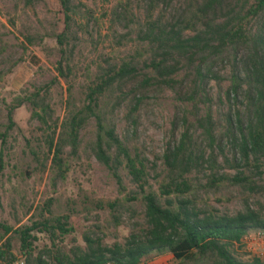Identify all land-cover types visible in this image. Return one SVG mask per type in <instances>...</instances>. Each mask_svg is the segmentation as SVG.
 <instances>
[{"label":"rangeland","instance_id":"1","mask_svg":"<svg viewBox=\"0 0 264 264\" xmlns=\"http://www.w3.org/2000/svg\"><path fill=\"white\" fill-rule=\"evenodd\" d=\"M75 2L83 6L73 27L77 45L69 54L72 71L64 78L57 66L65 57L55 37L65 27L61 0H0V246L11 239L15 259H26L21 251L19 229L45 218L67 216L68 233L58 230L53 235L37 229L33 232L35 255L48 249L52 255L59 252L72 256L73 252L86 250L87 236L106 248L123 246L132 233H140L145 227L143 194L124 164L118 168L120 185L113 171L93 152L98 130L94 117L81 129L77 155L71 153L69 146L65 147V177H56L48 140L54 132L58 138L62 123L86 103L88 87L97 82L101 67L106 68L107 62L120 63L132 55L145 59L138 55L143 52V45L136 39L147 9L144 1L133 0L132 22L126 19L119 23L112 22L113 14L126 0ZM217 70L222 81L218 84L212 80L208 88L219 134L224 131V115L230 101L225 95L229 70ZM178 78L183 90L152 88L137 93V97L143 95V102L135 111L131 108L135 105L134 92L139 89L137 81L129 82L122 90L114 89L100 103L105 124H114L130 152L145 158L149 171L145 188L154 190L162 202L166 197L160 185L168 175L164 164L166 149L180 139L184 116L194 122L193 113L203 114L205 109L203 103L197 108L187 99L194 77L183 69ZM38 88L53 109L47 123L32 115V106L27 102L14 107L18 98H25ZM196 132L199 134L200 130ZM203 146L207 147L208 142L203 141ZM214 152L218 157L216 176L222 177L212 184L209 164L201 171L188 173L191 190L185 197L203 212L234 215L250 207L264 213V174L251 175L261 189H248L232 179L238 174V169L233 168L232 142L224 138L215 145ZM110 153L114 155L115 150ZM240 170L246 175L255 172L248 168ZM261 170L264 171V164ZM1 225L12 231L4 235ZM233 250L240 260L259 257L264 262V251H252L245 238ZM44 258L50 259L47 253ZM147 264L180 263L167 253Z\"/></svg>","mask_w":264,"mask_h":264},{"label":"trees","instance_id":"2","mask_svg":"<svg viewBox=\"0 0 264 264\" xmlns=\"http://www.w3.org/2000/svg\"><path fill=\"white\" fill-rule=\"evenodd\" d=\"M142 1L147 9L136 39L143 45V52L138 55L145 56V59L142 61L132 55L120 63L112 65L107 62L106 68L101 67L97 82L88 87L86 103L68 116L58 138L54 132L48 144L53 152L56 177L63 178L66 172L65 147L69 146L71 153L77 155L81 129L88 119L94 117L98 130L93 152L113 171L120 185L122 179L118 168L124 164L132 182L143 194L145 227L140 233H132L123 246L106 248L87 236L86 250L73 252L72 256L59 252L52 255L48 249L35 255L34 231L39 229L53 235L58 230L62 234L68 233L67 216L45 218L17 232L20 233L26 264H101L110 259L118 264H147L167 253L180 264H264L259 257L240 260L233 250L249 232L264 231L263 212L250 207L234 215L203 212L185 197L191 190L186 179L188 173L201 171L209 164L212 184L222 177L216 176L218 157L214 151L215 145L224 138L232 142L235 150L233 168L238 169V174L232 177L233 181L251 190L261 189L251 175L262 177L264 174L261 170L264 164V0ZM132 3L133 0H126L116 7L112 22L126 19L132 22ZM82 6L75 0H61L65 27L55 37L65 57L57 66L58 73L64 78L72 71L69 54L77 45V33L73 27ZM218 67L229 70L225 95L230 101L224 115V131L219 134L208 88L212 80L218 84L222 81ZM183 69L195 80L190 86L188 101L197 108L203 103L205 109L203 114L193 113L194 122L184 116L180 139L166 149L164 164L168 175L166 182L160 185L161 193L166 197L162 202L154 190L145 188L149 175L145 158L130 152L117 135L114 124H105L100 103L114 89L122 90L129 82L137 81L139 89L134 92L135 105L131 108L135 111L143 102V95L137 97L139 92L145 93L152 88L179 87L183 90L178 78ZM41 91L38 88L25 98H18L14 107L27 102L32 106V115L47 123L53 116V109L47 98L41 96ZM203 141L208 142L207 147L203 146ZM111 149L115 150L114 155H111ZM242 168L255 169V172L246 175L240 170ZM1 227L4 235L12 231V228ZM11 249V239H7L0 246V264L15 260ZM45 253L50 259L44 258Z\"/></svg>","mask_w":264,"mask_h":264},{"label":"built area","instance_id":"3","mask_svg":"<svg viewBox=\"0 0 264 264\" xmlns=\"http://www.w3.org/2000/svg\"><path fill=\"white\" fill-rule=\"evenodd\" d=\"M244 238L252 251H257V249L264 251V231H251ZM10 264H26V259L24 257H19ZM101 264H118V262L110 259Z\"/></svg>","mask_w":264,"mask_h":264}]
</instances>
